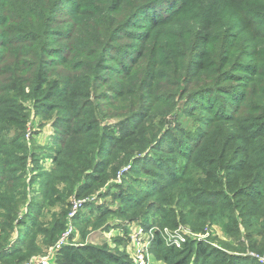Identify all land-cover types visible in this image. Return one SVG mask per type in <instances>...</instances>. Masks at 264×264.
<instances>
[{"label":"trees","instance_id":"obj_1","mask_svg":"<svg viewBox=\"0 0 264 264\" xmlns=\"http://www.w3.org/2000/svg\"><path fill=\"white\" fill-rule=\"evenodd\" d=\"M88 1L8 0V4L0 9L3 20L1 30L10 35L25 36L38 47L35 54L37 60L30 62L21 60L20 56L14 59L15 47L11 49V55L7 45L0 43V76L8 74L10 69L15 74L26 73L32 68V81L37 77V85L25 100L32 98L36 104H42V111L38 113L40 116L49 117L57 112L52 121V165L47 171L44 170L45 174L32 181L33 187L37 185L36 192L40 196L31 199L24 216L28 223L19 226L17 235L15 233L16 243L13 245L12 241L7 247L13 252L8 255V249L0 244L4 258L14 257L10 264H22L31 254L37 255L41 243L55 244L64 233L66 222L58 221L44 227L40 222L41 210L44 208L46 212L56 204L64 206L69 196H80L97 187L95 183L113 179L127 165H130V170L127 173L128 181L125 179L124 183L128 187L141 180L136 177H147L150 173L154 174L156 180L164 179L166 183L154 190H151L153 185L148 183L146 188L149 190H141L143 198L137 197L133 204L126 198L121 199L119 217L129 219L127 215L130 210V219L148 217L146 220L150 221L152 215L148 211L144 215L143 210L154 208L156 212L153 216L159 215L162 227L168 225L174 228L176 224L173 220L177 215L197 232L207 224L228 222L232 228L226 233H230L232 239L236 237L240 252H264V90L254 67L257 57L264 55V26L261 25V22L264 23V0H209L205 5L198 0H132L127 8L124 6L129 0H114V7H107L109 11L114 10L123 16L127 14L131 22L138 18L141 27L132 23L126 31L134 32L125 35L128 39L138 40L140 46L125 62H118V68L107 75L106 81L98 83L100 88H105L101 98L97 95L91 98L80 89L76 91L70 85V80L46 83L41 77L47 70L53 72L55 67L65 66L70 72L79 71L77 78H88L93 74L92 69L82 71L81 63L93 66L100 57L101 61L110 57L116 60L117 55L125 54L119 50L111 55V46L107 43L96 45L93 53L87 49L81 53L75 52L69 43H66L67 47L56 45L62 43L59 39L65 40L66 32L55 29L53 2L59 3L68 18L75 21L74 24H80L95 18L94 9L80 10ZM244 2L248 5H244ZM28 3L34 6L32 10L26 6ZM11 14L15 16V23H7ZM18 15L21 16L19 20ZM245 19L251 20L249 26H246ZM25 43L19 44L24 46ZM157 44L162 51L164 45L178 48L193 45L201 57L195 58V63L193 61L186 65L191 84L182 93L164 95L163 92L156 101H149L147 97V101L140 104L143 91L155 90L154 83L160 79L157 69L163 70L162 66L156 69L158 62L155 60H146L145 67H141L147 55L158 54ZM55 48L62 50L57 59L50 53ZM181 57L183 61L185 56ZM70 60L75 63L71 64ZM149 62H153L151 67ZM183 79L186 77L180 75V80ZM6 82H10V87L14 86L13 77ZM28 83L31 85V82ZM44 83L47 90L43 88ZM234 83L243 86L242 92L232 89ZM112 86L119 88L117 93H114ZM10 87L4 89L3 80H0V212L6 216L4 220L0 213V222H4L1 224L3 229L11 231L18 209L27 200L25 175L28 147L22 141L24 124L8 125L9 122L13 123L11 116L16 112L12 94L3 95ZM92 89L97 93V87L93 86ZM24 90L21 87L23 95ZM176 94L179 97L180 94L191 96L188 111L192 106H197V110L206 114H216L214 125L210 124V117L207 124L200 126L195 138L192 139L188 132L184 133L182 141L174 137L166 124ZM218 94L226 97H221L219 101ZM117 96L120 97L116 99ZM77 97L81 98L82 103L76 101ZM118 104L130 109L125 117L130 119L125 123L119 121L116 131L107 119L111 117L112 110L119 108ZM240 108H243L240 114L232 115ZM162 111L164 113L160 115ZM114 115L119 116L118 113ZM159 115L161 119L155 123ZM131 119L138 120L129 125ZM181 130L178 125L175 126L174 131ZM180 144L184 145L185 151H177ZM175 152L185 163L167 168L163 156ZM202 196L205 199L199 200ZM149 199L150 203L147 202ZM45 212L42 217H45ZM82 214L80 211L75 217V225H79L83 219L80 217ZM96 217L97 222L104 218L101 214ZM144 226L148 227L149 224ZM39 232L44 234V240L37 239ZM244 238L248 239L247 245ZM157 244L162 246L156 239L150 251ZM23 245L28 248L32 246V249L22 254L24 249L20 248ZM203 246H196L194 251L197 260L201 259L200 264H242L246 260L245 257H232L223 251ZM182 248L178 252L171 249L172 257H176L171 264H184L177 260L185 257L184 261H187L192 256L191 245L187 243ZM251 261L255 262L249 259L246 263L250 264ZM56 264H132V261L126 255L110 253L105 249L68 245L58 251Z\"/></svg>","mask_w":264,"mask_h":264},{"label":"rangeland","instance_id":"obj_2","mask_svg":"<svg viewBox=\"0 0 264 264\" xmlns=\"http://www.w3.org/2000/svg\"><path fill=\"white\" fill-rule=\"evenodd\" d=\"M7 1L8 0H0V9L3 8L5 4H8ZM198 1L201 4L205 5L209 0ZM131 3L132 0H129L124 7L127 8L131 5ZM49 4L50 2H48L47 5ZM53 4L55 6H52V17H54V19L56 20V24L58 25L55 26V29H60L63 32H66L65 40L59 39L62 41V43L56 44L58 45V47L60 45H64V47H67L66 43H69L70 47H73L75 49V52L81 53L83 49H87L88 51H90V53H93V49H95L96 45L101 43H107L106 45L111 46V50H109V53L111 55H114V53L119 50L123 51V53L125 54L123 56L117 55L116 60L110 57L108 60L101 61L99 59L102 57H100L93 63V66H91L90 63L84 64L80 62V65L82 66V71L92 69L93 74H90L88 78H77L76 75L80 72H70L65 66L62 68L55 67L53 72H49L47 70L41 77L46 80V83H59L63 80H70V85L76 88V91L80 89L82 92L89 94L91 98H93V96L95 95H97L98 98L103 97L105 88H100V84L98 83L100 81H106L108 78L107 75H110V73L114 72L115 69L118 68V62H125V59L133 56L132 53H135L140 46L138 40H134L132 38L128 39V37L125 35V33L132 34L134 32L133 30L126 31V28L131 27L132 23H136L137 27H141L138 18L131 22L128 19L127 14L123 16L118 14L114 10L109 11L107 7H114V0H89L86 6L80 7V10L94 9L93 13L95 15V18L91 19L88 22L86 20L84 22H81L80 24H74L75 21L68 18L65 10L60 8L59 3L53 2ZM95 5H98V8H94ZM244 5H248L247 2H244ZM26 6L30 10H32L34 7L32 3H28L26 4ZM140 15L141 13L138 14V16ZM20 18L21 16L18 15V20ZM15 21L16 20L14 14H11L10 21L7 23H15ZM2 22L3 20L0 17V23ZM250 22L251 20L245 19L246 26H249ZM257 23L260 26V23L258 21ZM261 25L264 26V23L261 22ZM76 37L78 39H76ZM8 38L10 39L8 40ZM20 42L26 43L23 46L22 44H19ZM0 43L4 46L7 45L6 48L10 51L9 54L11 55V49L15 47L13 49L16 52L14 55V59L20 56L21 60L24 61L35 62L37 60L35 54L38 47L33 45L32 41H29V39H27V37L25 36L18 37L14 34L10 35L9 32H3L1 30V26ZM162 48L163 51L157 44L156 49L158 51V54H154L153 56H151L150 54L147 55L141 65V67L144 68L146 60H155L158 62L156 65V69L159 66H162L163 70L157 69V74L160 79L158 81H155L154 83L155 90L143 91L140 96V104L147 101V97L149 101H152V99L156 101L155 99L163 92L164 95H168L170 93H182L185 90L186 86L189 87L191 84V80H189L187 75L186 65H190V63L193 62L195 58L201 57L198 56L193 45L191 47L184 46V48H178L177 46L170 47L169 45H164ZM55 49L56 50L51 51L50 53L52 57L57 59L58 54H62V50L61 48ZM183 55L185 56V58L182 61L181 56ZM195 62L196 60L193 63ZM70 63L74 64L75 62L73 60H70ZM149 64L151 67L153 62H149ZM98 66L99 68L97 69ZM254 67L259 73L258 77H260L262 80V89L264 90V55L263 57H257L256 62L254 63ZM10 70L8 71V74L0 76V80H3L4 89H8V87H10V82L6 81L13 77L14 86L10 87L7 92L3 93V95L9 96L10 94H12L16 106V112L14 115L11 116V118L13 119V123L11 124L9 122L8 125H15L19 122L24 124L22 128V141L26 142L28 147V164L25 175V182L28 187H26L27 200L24 201L25 203L23 202L20 208L18 209L19 212L17 214V217L13 220V223L11 224V231L3 229V226L1 224L4 222H0V244H2V246L4 245L6 249H8L12 241L15 240L19 226L28 223V221L25 220L24 216L27 213V206L30 203L31 199L34 196H40V193L36 192V190H38L37 185L33 187L32 181H34L35 178H38L41 175L45 174V171H47L52 165V162L50 160L52 149L54 146V144H52V139L54 137L52 121H54V118L57 116V112L53 111V113L48 115L49 117L45 115L40 116L38 113H41L42 111V104H36L32 100V98L25 100L26 96H29L32 90L37 85V77L32 81V68H29L26 73L20 72L15 74L11 73ZM41 73H43V71ZM180 75L186 77V79L180 80ZM28 82H31V85H29ZM232 85V89L242 92V85L236 83ZM93 86L97 87V93H94V89H92ZM21 87L25 88L24 95L22 94ZM43 88L44 90H47L48 88L45 83ZM112 88H114V93H117V91L119 90V88L115 86H112ZM178 94H176V96H174L172 100V110L167 114L169 116L167 117L166 124V127L171 130L174 137L182 141L184 139V133L188 132L191 134L192 139L195 138V134L200 128V126L203 124H207L208 118L210 117L212 118L210 124L214 125L216 114H206L202 110H197V106H192L188 111V108L190 107V104L188 102L189 97L191 96H189V94L187 96H183V94H180L181 97H179ZM150 95L151 97L149 98ZM218 95L219 97L217 98L219 101H221V97H226V95ZM119 97L120 96H117L116 99H118ZM75 99L76 101L82 103L81 98L77 97ZM119 102L123 103V100H120ZM117 106L119 108H117V110H112L111 117L107 119L108 124L114 126V129L116 131L119 128L116 127L119 121L125 123L128 119H130L125 118L127 117V115H129L130 109L125 108L127 106L123 104H118ZM242 110L243 108H240L232 115H238L242 112ZM115 113H118L119 116H115ZM163 113L164 111L159 112L160 115ZM160 115L157 117V119H155V123H158V120L160 121ZM138 119H131L129 125H133ZM177 125L181 127V131H174L175 126ZM202 129L205 130V128ZM7 137H5L4 139H6ZM176 149L177 151H185V147L183 144L178 145ZM163 157V161L167 168H171V166L175 164L178 167L185 163L184 159H182L180 157V154L177 152H175V154L166 155ZM129 170L130 165L124 166L119 170V172L113 179H110L105 182L101 181L97 184L95 183L94 186L97 187H94L93 189L91 188L80 196L76 194L69 196L64 206L56 204L46 212L43 208L39 214V216L41 215L40 222L44 224V227L51 226L58 221L60 223L65 221L67 225V218L65 217V215L68 212L70 205L74 201H83L84 209H82L81 212L83 214L80 216L83 219L80 221L79 225H75L74 221L71 222V224L73 225L74 233L69 237L66 246L72 245L76 248L90 247L93 249H105L110 253L126 255L130 261L134 262V260L131 259V256H133L134 253L133 247L135 243L131 241L129 237L136 231L142 230L143 241L146 242L148 241V239L151 238L154 241L157 239V242L159 240L160 244L162 245L160 247L159 244H157V246L152 251H149V253L146 254V264L173 263L176 257H172L171 249L174 248V250H176L177 252L181 251L183 249L182 247H184V245H186L187 243L192 246L193 254L187 261H184L185 257L177 260L178 262H184V264L201 263V259L197 260V257L194 256L195 247H198L200 245H204L203 247H205L206 249L212 248L221 252L223 251V253H228V255L232 257H245L246 260L242 261V264L246 263L249 259L255 260V262H257L258 264H264V252L261 253L258 250H247L246 252H240L237 249L238 240L236 239V237L234 236L233 241V239L231 238V234L228 232L226 233L229 228H232V224L228 222H222L218 225L207 224L201 231L197 232L194 231L189 224H186L183 220H181L180 216L177 215L176 219L173 220V222L176 224L174 228L168 225L162 227L158 220L159 215L153 216L156 212L154 208L150 210L149 208H145L143 210L144 215L146 211H148L152 215V219L150 221L148 219L146 220V218L148 217L130 219V210H128L127 215L129 219L125 217H119L118 210L119 207H122V202L120 201L121 199L126 198V200L133 204L137 197L143 198V195L140 194L141 190H149L148 188H146L148 183L153 185L151 186V190H154L156 187H160L162 184L166 183L164 179L160 180L161 182L156 180L157 178L154 177V174L150 173L147 177H136L140 178L141 180L135 181L134 183H132V187H128L127 184L124 182L125 179L126 181H128L127 173L129 172ZM222 174L223 172H221L220 175L222 176ZM156 181L157 184L154 185ZM142 184H145V186H143ZM129 196H132V198L128 199ZM203 199H205L204 196L199 198V200ZM147 202L150 203L151 200L149 199L147 200ZM167 209H165L164 214L166 213ZM44 212L45 217H42ZM0 213L3 215V219L6 220L4 212ZM100 214L103 215L104 218L103 220L97 222L96 216ZM169 219L170 218H168V220ZM121 220L123 221L121 222ZM121 223L125 226L123 227ZM147 224H149L148 227L144 226ZM114 225H117V227L113 228ZM240 229L242 232L244 231L242 227ZM43 235L44 234L42 233L38 234L39 237L37 239L44 240ZM244 239V244L247 245L248 239ZM15 243L16 241L13 242V245ZM56 243L53 245H45L44 243H41L38 249L39 252L36 253L37 255L31 256V254L30 257L27 256L29 258H27V260L22 264H56L57 254H54V249L57 245ZM34 248H36V242ZM20 249H24V252H22V254H24L30 249H32V246L31 248H28L26 247V245H23V247H21ZM3 251L4 250H0V264H10L14 257L4 258ZM9 252L13 251L8 249V255ZM251 262L252 263L250 264H256L253 261Z\"/></svg>","mask_w":264,"mask_h":264},{"label":"built area","instance_id":"obj_3","mask_svg":"<svg viewBox=\"0 0 264 264\" xmlns=\"http://www.w3.org/2000/svg\"><path fill=\"white\" fill-rule=\"evenodd\" d=\"M84 209V202L83 201H74L68 210L67 214V225L65 229V233L61 236L60 240L56 243L57 245L55 246L54 249V254L56 255L58 251L65 247L68 242L69 237L74 233L73 225L71 222L74 221L75 217L78 215L80 211ZM69 223V224H68ZM152 236V235H151ZM130 240L135 243L134 245V253L133 256H131V259L134 260L133 264H146L145 262V257L146 254L149 253L153 239H148V241H143V231L139 230L136 231L134 234L130 235ZM145 242V243H143Z\"/></svg>","mask_w":264,"mask_h":264},{"label":"crops","instance_id":"obj_4","mask_svg":"<svg viewBox=\"0 0 264 264\" xmlns=\"http://www.w3.org/2000/svg\"><path fill=\"white\" fill-rule=\"evenodd\" d=\"M117 227V225H114L113 228Z\"/></svg>","mask_w":264,"mask_h":264}]
</instances>
